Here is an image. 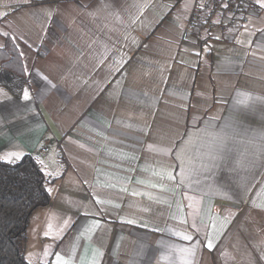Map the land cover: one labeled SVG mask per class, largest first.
Wrapping results in <instances>:
<instances>
[{
    "label": "crops",
    "instance_id": "0c3cea01",
    "mask_svg": "<svg viewBox=\"0 0 264 264\" xmlns=\"http://www.w3.org/2000/svg\"><path fill=\"white\" fill-rule=\"evenodd\" d=\"M195 1L0 0L28 81L0 86V160L49 195L29 263L264 264V0L182 40Z\"/></svg>",
    "mask_w": 264,
    "mask_h": 264
},
{
    "label": "trees",
    "instance_id": "16d2710c",
    "mask_svg": "<svg viewBox=\"0 0 264 264\" xmlns=\"http://www.w3.org/2000/svg\"><path fill=\"white\" fill-rule=\"evenodd\" d=\"M27 82L20 52L7 39L0 47V86L18 96ZM48 202L43 174L31 155L17 163L0 160V264H31L24 257L29 218Z\"/></svg>",
    "mask_w": 264,
    "mask_h": 264
},
{
    "label": "built area",
    "instance_id": "2783aa9c",
    "mask_svg": "<svg viewBox=\"0 0 264 264\" xmlns=\"http://www.w3.org/2000/svg\"><path fill=\"white\" fill-rule=\"evenodd\" d=\"M172 1L178 3L181 0ZM250 5L251 0H196L189 13L181 39H186V37L192 33L194 28L199 25L201 13L205 7H209L210 12L221 18L219 21H214L210 18L206 20L205 26L224 31L227 28L245 25L248 22ZM43 150L47 151L48 148L45 147Z\"/></svg>",
    "mask_w": 264,
    "mask_h": 264
},
{
    "label": "snow or ice",
    "instance_id": "6c2138e0",
    "mask_svg": "<svg viewBox=\"0 0 264 264\" xmlns=\"http://www.w3.org/2000/svg\"><path fill=\"white\" fill-rule=\"evenodd\" d=\"M261 6H264V4H262ZM53 87H54V85H53ZM29 98H30L29 97V93H28L27 89H25V91H24V99L25 100H28ZM218 139H219L220 144H223L225 142V137H223V136L222 137H219ZM262 155H264V154H262ZM15 159L16 160H19L20 159V156L19 155H16L15 156ZM98 202H101V201H98ZM125 222L126 223H129V224L135 223V221H133V220H127ZM184 239H191V238L188 237V236H185ZM207 246L209 247V249H211V247H212L211 242H209V244ZM57 264H71V261L70 260H66L63 257H61L59 254H57Z\"/></svg>",
    "mask_w": 264,
    "mask_h": 264
},
{
    "label": "rangeland",
    "instance_id": "374dc122",
    "mask_svg": "<svg viewBox=\"0 0 264 264\" xmlns=\"http://www.w3.org/2000/svg\"><path fill=\"white\" fill-rule=\"evenodd\" d=\"M180 2V1H179ZM249 19V18H248Z\"/></svg>",
    "mask_w": 264,
    "mask_h": 264
}]
</instances>
